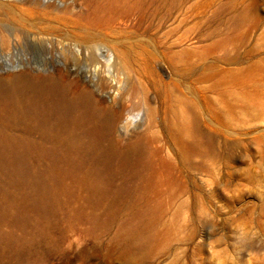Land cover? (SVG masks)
<instances>
[{"label":"rangeland","instance_id":"374dc122","mask_svg":"<svg viewBox=\"0 0 264 264\" xmlns=\"http://www.w3.org/2000/svg\"><path fill=\"white\" fill-rule=\"evenodd\" d=\"M0 134V264H264V0H0Z\"/></svg>","mask_w":264,"mask_h":264},{"label":"bare ground","instance_id":"6f19581e","mask_svg":"<svg viewBox=\"0 0 264 264\" xmlns=\"http://www.w3.org/2000/svg\"><path fill=\"white\" fill-rule=\"evenodd\" d=\"M14 88V87H13ZM17 88L15 87L14 90H16ZM8 91L12 92L13 89L12 87H10L8 89ZM7 92V91H6ZM5 94V93H4ZM7 97V95H6ZM8 99H9V96H8ZM19 99V98H18ZM12 100V99H11ZM13 101V100H12ZM17 103L20 102L18 100H16ZM18 105V104H17ZM45 105V104H44ZM56 106V105H55ZM49 107V106H48ZM47 108V107H46ZM20 111V110H19ZM23 111V109H22ZM21 112V111H20ZM24 112V111H23ZM26 114L28 116H31L33 118H35V120H37L40 124H54V122H58V123H61L63 122L64 120L68 119L69 116H71V112H70V109L68 108V106L65 104V103H60L59 105H57L55 107L54 110H47V109H41V110H27L26 111ZM71 119V118H70ZM134 119V118H133ZM49 129V128H48ZM45 131V130H44ZM2 134V133H1ZM0 134V140H2V144L0 146V150H7L5 149L8 148V149H11L12 147H9L10 146V140H7V138H4V135L2 136ZM82 139H85L84 137ZM7 140L8 142L6 143ZM78 144V143H77ZM23 145V143L21 144ZM94 146V149L97 150L99 147L98 145H93ZM9 151V150H8ZM0 154H1V151H0ZM6 155V154H5ZM22 162V161H21ZM12 173V172H11ZM15 173V177H20L21 175L23 176L24 172H23V169L22 170H17V171H14ZM13 173V175H14ZM14 178V177H13Z\"/></svg>","mask_w":264,"mask_h":264}]
</instances>
